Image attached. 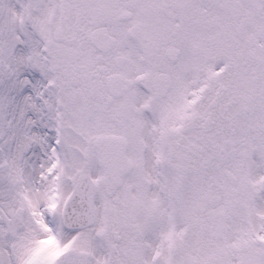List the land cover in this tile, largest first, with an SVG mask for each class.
I'll use <instances>...</instances> for the list:
<instances>
[{
	"label": "snow or ice",
	"instance_id": "snow-or-ice-1",
	"mask_svg": "<svg viewBox=\"0 0 264 264\" xmlns=\"http://www.w3.org/2000/svg\"><path fill=\"white\" fill-rule=\"evenodd\" d=\"M0 264H264V0H0Z\"/></svg>",
	"mask_w": 264,
	"mask_h": 264
}]
</instances>
